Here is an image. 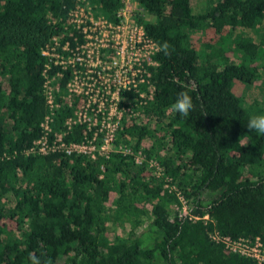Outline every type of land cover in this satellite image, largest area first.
Segmentation results:
<instances>
[{
  "label": "trees",
  "instance_id": "1",
  "mask_svg": "<svg viewBox=\"0 0 264 264\" xmlns=\"http://www.w3.org/2000/svg\"><path fill=\"white\" fill-rule=\"evenodd\" d=\"M80 1L0 0V264H259L213 237L264 244V136L247 129L264 115L250 95L262 84L264 0H137L148 36L174 51L154 57L153 101L116 138L133 155H28L48 116L67 143L84 138L66 126L73 110L50 111L43 77L54 38L83 40L67 29ZM86 1L109 19L122 6ZM63 74L57 102L78 103ZM182 91L187 117L171 109Z\"/></svg>",
  "mask_w": 264,
  "mask_h": 264
},
{
  "label": "built area",
  "instance_id": "2",
  "mask_svg": "<svg viewBox=\"0 0 264 264\" xmlns=\"http://www.w3.org/2000/svg\"><path fill=\"white\" fill-rule=\"evenodd\" d=\"M70 13L67 29L77 31L80 40L75 47L56 37L43 51L49 62L43 72L44 95L52 113L68 107L73 114L66 121L69 130L82 126L84 138L80 142L67 143L62 132L55 131L51 116L41 124L42 137L27 151L28 155H49L61 152L66 155H83L96 160L99 156L110 157L113 153L133 155V150L116 143L125 123L140 115V111L153 101L155 87L151 82V69L158 66L154 61L157 43L148 36L143 16L147 13L137 0H121V7L113 19L98 14L86 0ZM77 42L80 38H76ZM61 71L51 75V69ZM63 72H69L65 86L68 95L76 96L75 103L66 96L58 103L62 93ZM53 137L50 140V137ZM142 153L137 158L142 163ZM151 166L158 167L157 162ZM183 202L181 216L188 215V205ZM233 253L264 264V244L257 238L254 243L247 239L232 240L214 236Z\"/></svg>",
  "mask_w": 264,
  "mask_h": 264
},
{
  "label": "clouds",
  "instance_id": "3",
  "mask_svg": "<svg viewBox=\"0 0 264 264\" xmlns=\"http://www.w3.org/2000/svg\"><path fill=\"white\" fill-rule=\"evenodd\" d=\"M157 50L162 52L164 56H171L174 49L169 42L164 41L162 44L157 45ZM195 105L193 98L188 94V91H182L179 93L176 102L171 105V109L178 113L181 117H187L191 111H193ZM249 132L255 131L257 134L264 136V115L250 117L247 125ZM29 260L31 264H42L39 257L30 256Z\"/></svg>",
  "mask_w": 264,
  "mask_h": 264
},
{
  "label": "rangeland",
  "instance_id": "4",
  "mask_svg": "<svg viewBox=\"0 0 264 264\" xmlns=\"http://www.w3.org/2000/svg\"><path fill=\"white\" fill-rule=\"evenodd\" d=\"M204 7H202V9H203ZM143 19L144 20H146V21H150V17H149V15H144L143 16ZM197 36H200V35H197ZM201 50H204V51H206V52H208L210 49L209 48H207V47H205V46H202L201 47ZM263 53H264V50L262 49L261 50V52H260V57L263 55ZM261 74H262V78H261V80L259 81V82H261L262 84L259 86V90L258 91H252L251 92V94L250 95H252V97H254V99H256V98H258V100L262 103V100L264 99V69H261ZM247 96V95H246ZM249 96H247V98H248ZM246 98V99H247ZM146 146V145H145ZM147 147V146H146ZM218 197V195H206L205 196V201H211L212 199H215V198H217ZM149 221H151V219L149 218ZM149 229V228H148ZM148 229H141L139 232H138V235H143L144 236V238L145 239H147L146 241H147V245H148V247L149 246H153V239L150 237L151 236V233H149L147 230ZM121 233V232H120ZM125 232L124 231H122V233L121 234H124Z\"/></svg>",
  "mask_w": 264,
  "mask_h": 264
}]
</instances>
